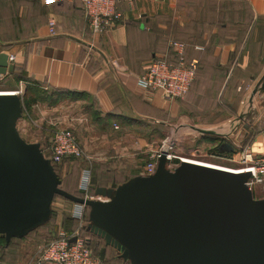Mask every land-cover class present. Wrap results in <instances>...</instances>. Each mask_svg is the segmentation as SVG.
I'll list each match as a JSON object with an SVG mask.
<instances>
[{"label": "crops", "instance_id": "0c3cea01", "mask_svg": "<svg viewBox=\"0 0 264 264\" xmlns=\"http://www.w3.org/2000/svg\"><path fill=\"white\" fill-rule=\"evenodd\" d=\"M241 2L246 20L238 17L236 0H120V25L98 35L89 30L79 0H0V52L15 57L16 69L0 78V90L17 91V73L38 89L28 105L21 96L19 132L33 135L30 122L71 129L84 151L73 162L81 175L90 176L83 191L88 197H94V185L142 174L149 153L174 123L198 128L219 123L230 107L239 110L221 99L249 98L247 88L263 74L264 0ZM50 18L55 20L53 33ZM171 40L184 42L186 56L198 62L188 93L174 100L137 83L152 57L165 56ZM18 82L19 89L28 84ZM258 96L261 105L257 108L253 100L245 134L250 135L249 149L264 156V93ZM212 141L213 147L219 142ZM62 177L64 189L82 191L66 172ZM61 200L52 201L48 223L0 247V264H35L41 248L60 230L73 231L76 221L86 225V217L80 222L74 216L78 205ZM108 255L116 253L106 249L104 264H128Z\"/></svg>", "mask_w": 264, "mask_h": 264}, {"label": "water", "instance_id": "95a60500", "mask_svg": "<svg viewBox=\"0 0 264 264\" xmlns=\"http://www.w3.org/2000/svg\"><path fill=\"white\" fill-rule=\"evenodd\" d=\"M13 69L0 52V78ZM259 93H264V72L249 105ZM21 116V95L0 93V236L6 244L46 224L58 195L88 208L86 230L103 240L101 260L110 247L129 264H264V198L253 196L246 183L250 173L190 161L171 170L162 151L153 174L95 186L94 197L77 196L61 188L41 144L21 137ZM218 150L235 147L223 140Z\"/></svg>", "mask_w": 264, "mask_h": 264}, {"label": "built area", "instance_id": "2783aa9c", "mask_svg": "<svg viewBox=\"0 0 264 264\" xmlns=\"http://www.w3.org/2000/svg\"><path fill=\"white\" fill-rule=\"evenodd\" d=\"M43 1L45 3H53L61 0ZM119 1L80 0L88 28L93 34H103L120 25L122 15L118 10ZM47 25L49 31L53 33L55 20L50 18ZM169 47L171 50L170 55L166 54L163 58L150 60L143 72L137 76V83L143 89L160 91L164 98L174 100L183 98L188 93L190 84L194 78L197 60L186 58L185 43L182 41L171 40ZM14 60L15 57L13 55L8 56L9 62L13 63ZM15 92L20 94L21 89ZM261 120L264 124V110ZM54 127L48 145L41 148L44 157L48 158L52 165L61 163L65 158L83 157L84 151L80 147L72 130L68 127H60L57 124ZM176 140L177 137L173 133L166 135L161 140L160 144L149 153L142 173L143 175L154 173L157 159L162 151L166 152V167L171 170L181 161L192 162V157H183L173 151ZM238 152L239 160L237 161V165L234 167L226 166L227 171L250 173L246 183L252 190L256 186L264 184V156L255 155L248 146L239 148ZM238 152L236 153L238 154ZM215 155L222 158L224 156L217 153ZM228 159L234 161L233 156ZM89 177L88 172H85L82 176L83 183L80 188L84 192L89 188ZM76 205H78V208L74 216L81 222L84 217L85 206L81 204ZM73 238L74 241H71ZM45 262H53L55 264H103L100 257L95 255L86 244L84 237L79 233V229L72 233L60 230L54 239L46 243L39 251L35 264H43Z\"/></svg>", "mask_w": 264, "mask_h": 264}, {"label": "rangeland", "instance_id": "374dc122", "mask_svg": "<svg viewBox=\"0 0 264 264\" xmlns=\"http://www.w3.org/2000/svg\"><path fill=\"white\" fill-rule=\"evenodd\" d=\"M236 1H237V8H238L237 10L238 17H242L244 20H246V18H244V16L246 15L245 14L246 10L243 6V3L241 2V0H236ZM222 6L227 8L229 4L225 6V4L223 3ZM232 6L233 4L231 1V8ZM16 84L18 86L17 88L19 89L20 83L16 81ZM253 87L254 85H249V87L247 88V91L250 92ZM0 92H12V91L0 90ZM23 93H24V88L22 86L20 95L23 96ZM258 95L259 94H256L253 98V100L256 98V101H258L256 104L257 108L259 107V105H261L260 98ZM221 103L224 104L225 106H228L229 104L231 105L232 103L234 104L236 103L239 110L234 111L233 110L234 108L232 109V107L229 106L231 110L228 113L223 112V114L220 115L219 123L213 124L212 121L209 122L208 124L202 123L199 125L200 126L199 129H212L222 135L202 134L193 127H190L184 124L179 125L175 123H174L175 126L167 130L166 135L173 133L177 137L175 146L173 148V151L177 155H180L183 157L184 156L192 157L193 159H196V161H200V162L216 163V164L230 166V167H234L237 165V161L239 160V158L236 152H238L239 148L241 147H246V146L249 147L248 140L250 138V135L245 134V127H247L246 124L249 121H252V116L254 114V111L250 108L251 105H249L248 103V98L246 97L243 98L240 95H237L236 100L233 99L231 101H228L222 98ZM240 114H243L242 119L241 118L239 119ZM206 118L207 120H210V118L212 117L206 116ZM51 125L47 127L45 126V123L36 124V123L30 122L29 126H30V130L33 133V135L30 136L29 134H25L24 132H19V133L21 137L25 139L27 142H32L33 140H38V141L40 140L39 143L41 144V146L45 147L47 141H49V139L51 138V135L55 128V127L52 128V126L54 125L52 126ZM59 126L64 127L61 125ZM211 139H215L216 141L221 140V139L226 140L230 142L232 145H234L235 151L232 154H229L228 156H223V158L221 156H217L215 155V152L213 150V145L215 143ZM231 156H233L234 161H230L228 159ZM75 159L76 160L81 159V157L75 158ZM75 159L64 160L63 162H61V164L57 165L56 171L59 174V176H61V178H64L62 176L64 175L65 172H66L67 177H72V178L77 177L76 181L78 185L80 184L81 186L83 183V180H82L83 174L81 175L80 166L76 162H73L75 161ZM89 182H90V179H89ZM252 192L255 198H264V184L256 186L255 188H253ZM61 199H65V198L61 196H55L53 200L56 203L57 201H63ZM0 245H1V242H0ZM114 256L116 255H108V257H111V258H113Z\"/></svg>", "mask_w": 264, "mask_h": 264}, {"label": "trees", "instance_id": "16d2710c", "mask_svg": "<svg viewBox=\"0 0 264 264\" xmlns=\"http://www.w3.org/2000/svg\"><path fill=\"white\" fill-rule=\"evenodd\" d=\"M61 1H63V0H61ZM80 1V0H79ZM56 2H58V1H56ZM81 3V2H80ZM81 8H82V6H81ZM0 28H1V15H0ZM170 53H171V50H170V47L168 48V51L166 52V54H168V55H170ZM165 54V55H166ZM185 55H186V53H185ZM164 57V55H162V56H154V57H152L150 60H155V59H160V58H163ZM186 58L187 59H189L190 60V58H188L187 56H186ZM14 69H15V66H14ZM13 69V70H14ZM16 70V69H15ZM197 70H198V62H197V67H196V70H195V74H194V78H195V76H196V73H197ZM14 72V71H13ZM15 77H16V79H17V81H19V80H25L28 84L26 85V87H25V89H24V93H23V103L25 104V105H28L30 102H32L33 100H35V98H32L33 97V95H35V94H37L36 92H38V89H37V87L35 86V85H33V82L32 81H30V80H27V79H25V77H23L22 75H21V73H17L16 75H15ZM194 78H193V80H192V82H191V84H190V87H191V85H192V83H193V81H194ZM190 87H189V89H190ZM189 91V90H188ZM264 125V124H263ZM212 140V139H211ZM213 140H215V139H213ZM222 139L221 140H219V142L216 144V146H214L213 147V150H214V152L215 153H217L218 155H224V156H228L229 154H232L233 152H228V153H223V152H220L219 150H218V148H219V146L221 145V143H222ZM48 145V141H47V143H46V146ZM45 146V147H46ZM41 148H44L43 146H41ZM66 159H75V158H71V157H69V158H65L64 160H66ZM63 160V161H64ZM62 161V162H63ZM59 164H61V163H59ZM59 164H53V166H54V168H55V171H56V167H57V165H59ZM56 173H57V171H56ZM58 174V173H57ZM58 176H59V174H58ZM60 177V179H61V184H60V186H61V188H63V178H61V176H59ZM73 178H75V180H76V178L77 177H73ZM129 179V178H128ZM128 179H126V180H128ZM126 180H124V181H126ZM123 181V182H124ZM113 182V181H112ZM90 183H91V181H90ZM122 183V182H121ZM93 185V184H92ZM95 186L96 185H94L93 187H92V191L94 190V188H95ZM97 186H99V185H97ZM64 189V188H63ZM64 190H66V189H64ZM67 191V190H66ZM69 192V191H68ZM71 193V192H70ZM72 194H74V195H77V196H84V192L83 191H76V192H72ZM55 196H58V195H55ZM54 196V197H55ZM85 209H86V216H84V217H86V225H83V226H78V222L76 221L75 222V224H74V227H73V231L74 230H76L77 228L79 229V233L84 237V239H85V242H86V244L92 249V251H93V253L95 254V255H98L99 256V252H100V249H101V247L103 246V240L101 239V238H99V237H97L96 235H93L91 232H89V231H87L86 230V226H87V223H88V208L87 207H85ZM51 219V218H50ZM50 221V220H49ZM48 221V222H49ZM47 222V223H48ZM45 225V224H44ZM43 226V225H42ZM41 227V226H40ZM39 228V227H38ZM36 230V229H35ZM35 230H33V231H35ZM33 231H31V232H29L27 235H29L30 233H32ZM72 230L71 231H67L68 233H72L73 232ZM26 235V236H27ZM56 236H57V234H56ZM55 236V237H56ZM25 237V236H24ZM54 237V238H55ZM53 238V239H54ZM12 239H14V238H12ZM11 239V240H12ZM19 239V238H18ZM10 240V241H11ZM52 240V239H51ZM10 241H9V243H10ZM50 241V240H49ZM48 241V242H49ZM0 242H1V248L3 247V245H8L9 243H7L6 244V242H5V240H4V238L2 237V236H0ZM48 242H46V243H48ZM45 243V244H46ZM106 249H112V248H110V247H107ZM113 250V249H112ZM106 259V257L102 260V263L104 264V260ZM116 259H119V260H121L120 258H118L117 256H116ZM127 263V262H126ZM129 264V263H128Z\"/></svg>", "mask_w": 264, "mask_h": 264}, {"label": "bare ground", "instance_id": "6f19581e", "mask_svg": "<svg viewBox=\"0 0 264 264\" xmlns=\"http://www.w3.org/2000/svg\"><path fill=\"white\" fill-rule=\"evenodd\" d=\"M0 93H5V92H0ZM192 162H195V163H200L202 165H205V166H211V167H217V168H220V169H225L227 170V168H225L226 166H220V165H217V164H213V163H209V162H200V161H196V160H192ZM230 171V170H229Z\"/></svg>", "mask_w": 264, "mask_h": 264}]
</instances>
